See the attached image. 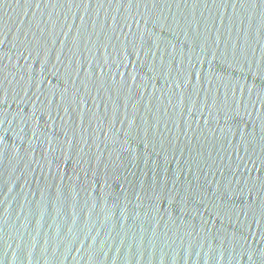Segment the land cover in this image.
Masks as SVG:
<instances>
[{"label":"water","instance_id":"95a60500","mask_svg":"<svg viewBox=\"0 0 264 264\" xmlns=\"http://www.w3.org/2000/svg\"><path fill=\"white\" fill-rule=\"evenodd\" d=\"M0 264H264V0H0Z\"/></svg>","mask_w":264,"mask_h":264}]
</instances>
